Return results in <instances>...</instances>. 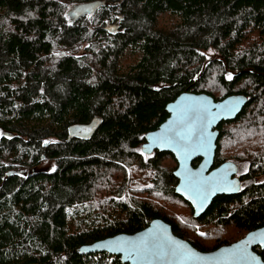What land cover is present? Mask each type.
I'll return each instance as SVG.
<instances>
[{
	"label": "trees",
	"instance_id": "trees-1",
	"mask_svg": "<svg viewBox=\"0 0 264 264\" xmlns=\"http://www.w3.org/2000/svg\"><path fill=\"white\" fill-rule=\"evenodd\" d=\"M184 92L248 98L216 155L245 182L202 221L231 244L264 226V0H0V264H121L78 249L155 219L181 235L177 161L142 146Z\"/></svg>",
	"mask_w": 264,
	"mask_h": 264
},
{
	"label": "water",
	"instance_id": "water-1",
	"mask_svg": "<svg viewBox=\"0 0 264 264\" xmlns=\"http://www.w3.org/2000/svg\"><path fill=\"white\" fill-rule=\"evenodd\" d=\"M94 2L81 6L82 13L91 12L100 5ZM248 104L245 95H231L224 100L216 101L214 97L200 93L184 92L166 110L169 117L157 130L147 134L142 151L152 155L156 151L171 153L177 161L174 177L178 180L176 193L192 204L196 217L201 216L212 201L218 196H235L240 192L238 179L239 167L234 162H224L213 169L217 143L220 137L219 126L224 122L234 121ZM203 132L208 137L204 147L195 143L196 135ZM190 137L192 146L188 147L179 137ZM201 159L198 166L194 162ZM21 174V172H15ZM251 243H244L249 238ZM264 227L250 232L236 243L223 246L216 251L202 252L188 241L177 237L172 226L161 219H155L149 226L134 234H119L78 249L82 256L108 254L119 257L121 264H264L263 258L254 252V246L264 244ZM147 241L149 247L175 249V255L157 257L144 256L140 247ZM121 242L122 251L111 250ZM243 244V249H236Z\"/></svg>",
	"mask_w": 264,
	"mask_h": 264
},
{
	"label": "flooded vegetation",
	"instance_id": "flooded-vegetation-1",
	"mask_svg": "<svg viewBox=\"0 0 264 264\" xmlns=\"http://www.w3.org/2000/svg\"><path fill=\"white\" fill-rule=\"evenodd\" d=\"M156 152H158V151H156ZM197 161L201 162V159H199ZM200 162L197 165H194V166H198L200 164ZM221 164H217V160H215V164H214L213 169L217 168ZM177 166H178V164H177ZM238 167H239V174H238L237 177L240 180V186H241L240 190H241L242 185L245 182L244 181V173H243V170H242L241 166L238 165ZM260 178H262V177L256 178V181L259 182ZM218 197H222V196H218ZM217 198H215L212 201L210 206H208L207 209L205 210V212L199 217H196V211H195L194 207L192 206V204L184 200V203H185L186 207L188 208L189 214L190 215L192 214L193 219L190 218L189 222H186V220H185V221H183L181 223H179V222H177L178 224L176 223L177 227L179 228V233H181V235H178L177 233H175V231L173 229V226L170 223H168L166 221L165 222L172 226L173 232H174V234L177 237H179V238H181V239H183L185 241H188L194 248H196L199 251L212 252V251L218 250L219 248H221L223 246L230 245V244H224L223 243L224 227L217 226L216 225L217 221H214V222H211V223L202 222V221H205L204 216H206L208 211L212 208V206H213V204H214V202L216 201ZM186 216H189V215H186ZM180 224H182V225H180ZM262 227H264V226H262ZM262 227H259V228H256L254 230H251L247 234H249L250 232L256 231V230H258V229H260ZM184 229H186L187 232ZM201 233H203L204 235H201ZM247 234H245L244 236H242L238 240L234 241L233 243H236V242L240 241ZM214 241H215V243H217L218 241H222V242L220 244L216 245V246H213ZM196 242H201L206 248L205 249L201 248L198 244H196ZM253 250L258 255H260L263 258V260H264V249L261 246H254Z\"/></svg>",
	"mask_w": 264,
	"mask_h": 264
},
{
	"label": "snow or ice",
	"instance_id": "snow-or-ice-1",
	"mask_svg": "<svg viewBox=\"0 0 264 264\" xmlns=\"http://www.w3.org/2000/svg\"><path fill=\"white\" fill-rule=\"evenodd\" d=\"M228 79H232L231 75L228 76ZM180 141L182 142H185L188 147H191L192 146V142L190 140V137H184V136H181L179 137ZM208 142V137L205 136L203 134V132H200L196 135V140H195V143L200 146V147H204ZM45 143H48L47 141ZM201 235H204L203 233H201ZM252 242V238L250 237L247 241H245L244 243H251ZM262 244H264V239H262L260 241ZM116 246L114 248H112L111 250L113 251H122L124 250L123 249V246L121 244V242H113ZM243 244L241 245H237L236 246V249H239V250H242L243 249ZM140 251L143 253L144 256H147V255H155L157 257H160V256H167V255H175L176 252H175V249H162V248H158V246H152V247H149L147 241H145L143 243V245L140 247Z\"/></svg>",
	"mask_w": 264,
	"mask_h": 264
},
{
	"label": "rangeland",
	"instance_id": "rangeland-1",
	"mask_svg": "<svg viewBox=\"0 0 264 264\" xmlns=\"http://www.w3.org/2000/svg\"><path fill=\"white\" fill-rule=\"evenodd\" d=\"M203 53L205 54L207 61H211L215 58H218L217 57L218 54L215 50H210V51L203 52ZM230 75H231V77L233 76V74H230ZM9 136H11V135L8 134L7 132L3 131L2 129H0V138L9 137ZM166 164L170 165L172 167L174 166V163L171 160L167 161ZM55 169H56L55 162L49 161V160L44 161L41 165L36 167L37 171H45V172H53V171H55ZM243 171H246V167H243ZM260 181H264V177L260 178ZM136 182H139V181L137 180ZM130 193H131V191L128 194L130 195ZM180 213L188 214L189 211L187 208H183V209H181ZM176 218L178 219L179 223L185 221V219L180 217V216H176ZM180 225H182V224H180ZM184 230L187 232L186 229H184ZM110 261H112L111 258H110Z\"/></svg>",
	"mask_w": 264,
	"mask_h": 264
},
{
	"label": "built area",
	"instance_id": "built-area-1",
	"mask_svg": "<svg viewBox=\"0 0 264 264\" xmlns=\"http://www.w3.org/2000/svg\"><path fill=\"white\" fill-rule=\"evenodd\" d=\"M112 260V259H111Z\"/></svg>",
	"mask_w": 264,
	"mask_h": 264
}]
</instances>
